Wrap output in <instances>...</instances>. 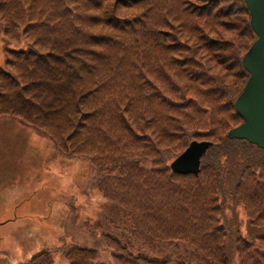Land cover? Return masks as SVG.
<instances>
[{
	"label": "trees",
	"instance_id": "16d2710c",
	"mask_svg": "<svg viewBox=\"0 0 264 264\" xmlns=\"http://www.w3.org/2000/svg\"><path fill=\"white\" fill-rule=\"evenodd\" d=\"M249 20L244 0H0V119L115 208L81 221L69 195L55 245L0 264H264V149L227 134ZM199 139V172L171 171Z\"/></svg>",
	"mask_w": 264,
	"mask_h": 264
},
{
	"label": "rangeland",
	"instance_id": "374dc122",
	"mask_svg": "<svg viewBox=\"0 0 264 264\" xmlns=\"http://www.w3.org/2000/svg\"><path fill=\"white\" fill-rule=\"evenodd\" d=\"M3 53L0 43V62ZM86 175L82 162L59 158L17 119H0V249H10L13 262L55 245L70 223L69 195L81 221L114 211L99 190L81 192Z\"/></svg>",
	"mask_w": 264,
	"mask_h": 264
},
{
	"label": "water",
	"instance_id": "95a60500",
	"mask_svg": "<svg viewBox=\"0 0 264 264\" xmlns=\"http://www.w3.org/2000/svg\"><path fill=\"white\" fill-rule=\"evenodd\" d=\"M249 12V24L256 36L241 57L247 71L243 90L235 97L234 108L241 123L227 131L229 138L246 139L264 149V0H244ZM210 141L191 140L170 162L171 171L189 174L199 172L200 157Z\"/></svg>",
	"mask_w": 264,
	"mask_h": 264
}]
</instances>
